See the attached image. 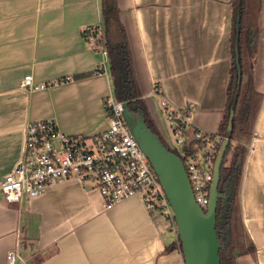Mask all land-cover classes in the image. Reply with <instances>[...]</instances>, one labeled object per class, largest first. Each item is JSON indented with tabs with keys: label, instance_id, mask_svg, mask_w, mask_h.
<instances>
[{
	"label": "crops",
	"instance_id": "crops-1",
	"mask_svg": "<svg viewBox=\"0 0 264 264\" xmlns=\"http://www.w3.org/2000/svg\"><path fill=\"white\" fill-rule=\"evenodd\" d=\"M141 99L162 141L169 130L152 95L191 107L195 128L217 132L231 67L230 0H116ZM253 86L263 99L242 166L238 200L253 250L235 264H264V0L257 11ZM101 24L100 0H0V178L19 160L27 123L53 119L65 134L107 128L106 56L83 38ZM29 74L46 88L21 87ZM70 78V79H68ZM184 264L176 231L138 196L105 208L93 183L66 179L16 203L0 202V264Z\"/></svg>",
	"mask_w": 264,
	"mask_h": 264
},
{
	"label": "built area",
	"instance_id": "built-area-1",
	"mask_svg": "<svg viewBox=\"0 0 264 264\" xmlns=\"http://www.w3.org/2000/svg\"><path fill=\"white\" fill-rule=\"evenodd\" d=\"M99 29L95 26L83 28L90 47L105 54L103 46L97 43L101 36ZM46 86L34 83L29 74L21 80V87L27 90ZM155 90L152 95L157 99L169 130L167 146L181 159L193 198L204 210L209 201L215 157L226 136L195 128L190 106L174 107L159 88ZM122 103L112 93L104 96L103 109L108 125L105 130L91 136L65 134L53 119L27 123L21 156L0 178V202L29 200L41 195L53 182L76 179L81 183H93L105 208L138 196L149 213L163 218L176 231L173 212L163 188L124 121ZM5 264L26 262L11 250L6 253Z\"/></svg>",
	"mask_w": 264,
	"mask_h": 264
},
{
	"label": "trees",
	"instance_id": "trees-1",
	"mask_svg": "<svg viewBox=\"0 0 264 264\" xmlns=\"http://www.w3.org/2000/svg\"><path fill=\"white\" fill-rule=\"evenodd\" d=\"M230 5L231 67L226 89V112L217 131L229 138L220 165L217 187L218 192L225 195L218 200L216 206L215 229L220 264H235L236 257L253 250L241 223L238 192L246 153L245 145L251 138L253 122L263 98V94L253 86L252 70L259 0H230ZM100 18L101 24L95 26L101 32L97 43L105 50L112 94L116 100L126 102L131 109L135 105L148 127L159 136L140 96L127 38L118 17L116 0H100ZM81 34L88 42L87 32L82 30ZM230 110H233V114L229 119ZM159 138L161 139L160 136ZM165 146L168 148L166 144ZM179 246L181 250L180 243Z\"/></svg>",
	"mask_w": 264,
	"mask_h": 264
},
{
	"label": "water",
	"instance_id": "water-1",
	"mask_svg": "<svg viewBox=\"0 0 264 264\" xmlns=\"http://www.w3.org/2000/svg\"><path fill=\"white\" fill-rule=\"evenodd\" d=\"M239 74V73H238ZM126 125L148 159L173 212L174 226L184 264H220L216 234V206L225 197L218 192L219 170L229 138L222 140L215 157L209 201L203 210L195 202L181 159L171 152L146 124L142 113L122 103ZM233 110L229 111L231 118ZM230 130V122L227 131Z\"/></svg>",
	"mask_w": 264,
	"mask_h": 264
},
{
	"label": "rangeland",
	"instance_id": "rangeland-1",
	"mask_svg": "<svg viewBox=\"0 0 264 264\" xmlns=\"http://www.w3.org/2000/svg\"><path fill=\"white\" fill-rule=\"evenodd\" d=\"M263 99V98H262ZM261 103H262V100H261V102H260V106H261ZM260 106H259V108H260ZM258 111H259V109H258ZM258 111H257V113H258ZM256 117H257V114H256ZM255 120H256V118H255ZM255 120H254V122H253V125H254V123H255ZM252 132H253V126H252ZM252 132H251V136H252Z\"/></svg>",
	"mask_w": 264,
	"mask_h": 264
},
{
	"label": "flooded vegetation",
	"instance_id": "flooded-vegetation-1",
	"mask_svg": "<svg viewBox=\"0 0 264 264\" xmlns=\"http://www.w3.org/2000/svg\"><path fill=\"white\" fill-rule=\"evenodd\" d=\"M138 110V109H137Z\"/></svg>",
	"mask_w": 264,
	"mask_h": 264
}]
</instances>
